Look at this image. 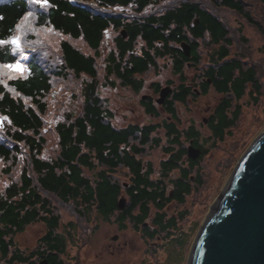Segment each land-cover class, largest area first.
<instances>
[{
	"label": "trees",
	"instance_id": "16d2710c",
	"mask_svg": "<svg viewBox=\"0 0 264 264\" xmlns=\"http://www.w3.org/2000/svg\"><path fill=\"white\" fill-rule=\"evenodd\" d=\"M13 34L23 51L0 45V65L19 62L24 70H0V264H35L43 255L48 264H65L67 245L84 241L95 211L104 218L127 214L138 225L154 209L153 223L170 226L165 203L183 202L204 177L194 165L199 160L181 163L185 140L208 151L176 109L194 95L190 81L220 95L208 121L212 145L236 126L240 103L255 118L262 111L264 0H48L43 7L37 0H0V40ZM181 41L191 46L188 56ZM166 67L180 78L168 100L172 117L114 126L103 87L121 82L138 89ZM161 148L170 153L161 173L179 170L171 197L153 172ZM118 175L130 178L127 187L113 179ZM121 190L128 199L119 210ZM34 222L47 230L31 248L17 235Z\"/></svg>",
	"mask_w": 264,
	"mask_h": 264
},
{
	"label": "rangeland",
	"instance_id": "374dc122",
	"mask_svg": "<svg viewBox=\"0 0 264 264\" xmlns=\"http://www.w3.org/2000/svg\"><path fill=\"white\" fill-rule=\"evenodd\" d=\"M190 76L191 75H189V77ZM150 80L160 83H165L170 80V82L174 84L180 82L177 74H173L169 67L163 69L156 77H150ZM261 81L264 82V77H261ZM103 93L110 98L112 102L111 107L115 108L117 104L115 92L109 88H105ZM120 94H124V91L121 90ZM219 97L220 95L217 92L209 88L206 94L193 98L189 108L185 107L184 110L183 107L180 108L182 115L180 124L183 126L193 124L194 127L199 130L198 142H201L202 145L208 149L209 153L204 157L201 165L196 166V169L202 172L204 176L199 184L193 188L190 194H183V202H176L173 200V202L170 201V203H165L163 207L167 216L172 218L171 225L167 227V233L169 235L166 237L172 239L170 241L167 239L161 242V248L158 250L156 249V253L153 252L149 254L145 252V250L151 248V246L141 237V232L135 234L130 228L118 229V225L114 221L109 222L99 217L97 219V228H94L90 245L86 251L93 254L94 260L92 264H187L196 234L200 227L204 225L213 207L219 201V196L228 188L227 186L231 178L230 174L236 162L248 148L250 143L264 130V91L262 87L260 91V99L263 101L261 106L262 111L258 113L257 117L255 118L252 115L248 104L245 105L240 103L241 115L236 126L234 128L231 127V133L225 134V139L223 141H218L212 145V140L207 138L211 136L209 124L204 123L202 118H210ZM121 98L125 106H131L129 102H126L127 100L124 101L123 96ZM246 99L247 97L245 96L243 99H240V102ZM134 118L140 120L139 122L141 123L145 121L141 118V115ZM117 119L118 120H115L116 123L121 125L124 123V120H121L120 117ZM134 120L135 119H133V121ZM155 121L158 122L161 120ZM228 129L230 128H225L224 132H227ZM250 132H252V134L247 138ZM186 143H188L187 139ZM242 144L243 149L240 148ZM184 162H186V160H184ZM203 172H205V175ZM158 175L167 185L166 192H169L171 190V188H169L170 181L175 179L177 174L171 171L165 175L159 172ZM153 214L154 209H150V217H152ZM146 220L150 224L149 217L146 218ZM130 223L131 221L128 219V225ZM43 228L44 224L40 222L33 223L18 234L17 239L21 244L33 247L35 246V240L41 235ZM115 233L120 236V242L123 243L127 241L126 245L122 244L124 248L120 253L115 251L117 244L111 239V236ZM69 239H75V237L71 235ZM159 242L160 241L156 243L158 244ZM149 243L151 244V242ZM74 245L75 244H71L70 241L67 250H71ZM103 247H108V252L112 253L106 254L101 261L95 254L99 253ZM118 249L119 246L117 247V250Z\"/></svg>",
	"mask_w": 264,
	"mask_h": 264
},
{
	"label": "water",
	"instance_id": "95a60500",
	"mask_svg": "<svg viewBox=\"0 0 264 264\" xmlns=\"http://www.w3.org/2000/svg\"><path fill=\"white\" fill-rule=\"evenodd\" d=\"M181 48L189 54V44L182 42ZM169 90L161 89L158 101ZM187 151L190 157L199 153L191 145ZM231 175L230 185L196 234L187 264H264V130L236 162ZM124 203L120 197L117 205L123 208ZM38 264H47V260Z\"/></svg>",
	"mask_w": 264,
	"mask_h": 264
},
{
	"label": "flooded vegetation",
	"instance_id": "af4514ba",
	"mask_svg": "<svg viewBox=\"0 0 264 264\" xmlns=\"http://www.w3.org/2000/svg\"><path fill=\"white\" fill-rule=\"evenodd\" d=\"M205 78L203 77L202 80H204ZM208 80V79H207ZM169 85H171L172 90L166 95V97L164 98V100L162 102H157L158 97L160 96V92H161V87L166 85L165 83H160V82H155V81H143L142 85L136 89V87L134 86V84L132 83H121V82H114V83H109L107 84L106 88H109L110 90L115 92V99L117 100V104L115 106V108L111 107L112 106V102L110 101V98L107 96V104H108V117L110 119H112L113 121V125L114 126H120V127H125V126H133L135 125V123L137 125L142 124L141 122H139L140 120L134 118L137 117L138 115H141V118L143 120H145L144 122H152L154 120H161L164 119L165 117H169L170 114L167 111V105L170 103L171 99H173L174 97V93L176 92L175 90L178 88V86H176V84L174 83H167ZM191 90H193L194 93V98L199 97L202 94H206L209 89H207L204 93L203 92V88L201 86L200 83H194L192 81H190V85ZM124 91V94H120V91ZM124 98V101L127 100L126 102H129L131 104V106H125V103H122V97ZM191 93L189 92V94L187 95L186 100H188L189 102L192 100L191 99ZM170 100V101H168ZM173 103V101H172ZM169 114V115H168ZM119 115V116H118ZM120 117L121 120H124V123L118 124L115 122V120H118L117 118ZM130 119V120H127ZM133 119H135L133 121ZM138 147H142L140 145H138ZM121 148V147H120ZM119 147H117V152L119 153V151L121 150ZM184 152H186V147H184ZM190 160V159H189ZM195 160H198L195 159ZM144 167L148 166L147 161L144 162ZM161 169V166L158 164H154L153 167V171L154 173H158V171ZM113 179H116V177L113 176ZM155 179H160L159 175L156 176ZM161 180V179H160ZM162 181V180H161ZM112 216H113V221L118 225V229H126V228H130L132 229V232H134L135 234H138L141 232V237L144 238L145 236H147V240L149 242H151L152 244V248H147L145 250V252L151 254L154 252V248H159V245L156 243L158 242L161 237L162 234L159 233V229H161V227L157 224H154L151 222V224L149 225H128V215L125 214L123 216H119L122 215V213L118 214L117 211L112 212ZM110 218V217H109ZM112 221V220H110ZM94 222H96V218L94 219ZM94 228V227H92ZM97 228V227H96ZM152 228L156 229V231L151 230ZM47 227L46 225H44V228L42 229L41 235L40 236H44V234L46 233ZM94 231V230H93ZM92 231V233H93ZM92 233L90 234V238L89 241H91L92 238ZM145 233V234H143ZM145 235V236H144ZM39 236V237H40ZM53 237L52 235L48 236L47 238H51ZM154 237L155 240L150 239ZM111 239H113L117 246H116V252L120 253L122 251V249L124 248L122 246V244H127V241H124L123 243L120 242V236L115 233L111 236ZM165 241L164 239H162V242ZM41 251L44 249V251H46V244L45 242H41ZM90 245L87 244L85 246H83L80 249H75L73 251L67 252L66 257V263L68 264H92V261L94 260L93 258V254L92 253H88L86 252L88 250V246ZM119 246V249L117 250V247ZM108 253H112V252H108V247H103L99 253L95 254L96 257H99L100 260L102 261V258L105 257L106 254ZM41 257L45 258L47 256H40L39 258L41 259ZM48 258V257H47ZM89 260V263H88ZM64 262V261H63ZM65 263V262H64ZM65 263V264H66Z\"/></svg>",
	"mask_w": 264,
	"mask_h": 264
},
{
	"label": "snow or ice",
	"instance_id": "6c2138e0",
	"mask_svg": "<svg viewBox=\"0 0 264 264\" xmlns=\"http://www.w3.org/2000/svg\"><path fill=\"white\" fill-rule=\"evenodd\" d=\"M37 2L41 3V6H47L48 0H37ZM31 16V13H29V17ZM25 19H28L26 17ZM0 45H8L12 47L13 52H22L23 47L21 43V37L20 36H13L10 37L8 40H0ZM0 70H7L8 72H22L23 66L17 62L16 64H6V65H0Z\"/></svg>",
	"mask_w": 264,
	"mask_h": 264
},
{
	"label": "bare ground",
	"instance_id": "6f19581e",
	"mask_svg": "<svg viewBox=\"0 0 264 264\" xmlns=\"http://www.w3.org/2000/svg\"><path fill=\"white\" fill-rule=\"evenodd\" d=\"M243 158H244V156L242 157V159H240V161H242ZM237 168H238V167H237ZM237 168H236V169H237ZM235 171H236V170H235ZM230 177H231V178H230V180H229L228 186L230 185V182H231V180H232V178H233V175H231ZM228 186H227V187H228ZM226 189H227V188H226ZM226 189H225V191H226ZM225 191H224V192H225ZM224 192H223V194H224ZM223 194H221V195L219 196V199L221 198V196H222ZM213 208H214V207H213Z\"/></svg>",
	"mask_w": 264,
	"mask_h": 264
}]
</instances>
